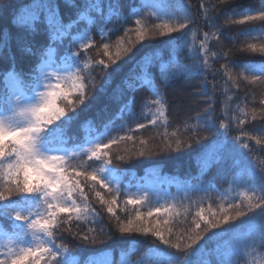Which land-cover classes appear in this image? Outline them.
I'll use <instances>...</instances> for the list:
<instances>
[{"label": "trees", "instance_id": "trees-1", "mask_svg": "<svg viewBox=\"0 0 264 264\" xmlns=\"http://www.w3.org/2000/svg\"><path fill=\"white\" fill-rule=\"evenodd\" d=\"M51 2L56 18L69 26L63 35L54 34V39L50 36L46 13L29 29H21L11 22L13 17H28L40 0H0V34L3 36L0 42V112H10L5 111V99L9 101L8 107L12 106L11 77L3 78L5 70L13 65L17 72L23 73V91L31 93L35 88L32 81L40 73L41 50L48 52L47 46L51 45L49 55L57 65L73 70L76 83L74 89L64 92L67 100H57V107L64 108L65 115L54 121L61 126L52 133L57 137V146L66 151L68 172L87 169L89 173L95 172L99 179L106 174L102 170L108 168L121 177L118 192L113 187L109 192L99 183L87 181L94 187L85 186L87 200L78 199V203H87L101 222L94 223L91 216L87 221L77 220L73 215L63 228L75 232L80 226L83 233L89 228L99 231L102 226L109 238L103 243L85 244L67 231L58 232L56 244L67 243L69 248L65 258L74 260L75 264H145L150 258L166 264L169 255L179 257L182 253L161 243L151 232L122 236L117 230V217L125 224L132 219L134 226L151 228L155 225L166 237L171 228L169 238L177 242V237L187 241L189 235H195L194 221H199L196 213L201 208L207 213L211 206L218 214L221 207L228 209L230 203L254 208L261 194H253L250 189L258 182L264 167V144L256 143L257 138L264 141V104L260 103L264 100V82H253L245 66L264 65V52L259 50L264 46V20L237 21L245 15H257L264 9V0ZM185 17L192 21L186 29L170 33L160 29L165 33L160 35L155 28L163 23L177 26ZM138 33L144 38L140 39ZM21 40L34 54L21 52ZM85 43L88 48L82 47ZM105 44L108 55L104 54ZM249 45H254L257 51L250 50ZM72 53L79 57L75 63ZM197 58L199 70H191ZM101 60L104 64L98 63ZM174 64L177 67L173 68ZM77 69L81 71L78 73ZM165 74H170V78L161 89L165 101L161 117V106L156 103L158 95L152 92L153 85H145L144 81L151 79L159 86ZM78 75L83 77L86 89L83 103L77 102L81 84ZM206 110L217 127L222 122L229 125L228 133L224 135L221 129V134L213 137L201 132L205 138L188 146L184 142L191 135L189 129L200 122L197 114ZM239 120H244V124L240 125ZM139 124L145 127L139 128ZM129 136L131 139H127ZM11 139L5 138L6 142ZM114 139L118 142L110 144ZM97 140L109 147L101 148L102 159L90 160V153L86 152L94 146L90 142ZM177 141L181 142L180 146ZM213 143L224 144L228 155L208 168L204 164L205 153ZM245 143H248L247 148L243 147ZM104 152L108 153L106 157ZM108 159L111 164L106 163ZM149 172L159 184V191H170L173 196L174 208L168 213L154 211L149 202L127 203L136 182ZM97 192L107 201L116 198L115 216L100 203ZM230 211L234 213L235 210ZM138 212L139 220L136 219ZM254 213L232 222L235 227L230 232L204 241L200 250L189 256L188 264H216L221 258L232 264H264V249L259 245L243 248L245 237L258 236L260 232L259 209L254 208ZM59 215L67 219L68 214ZM165 220L169 223L165 224ZM12 224L10 219L0 217V233L22 236ZM230 245L240 247V253L233 255ZM3 258L1 254L0 259Z\"/></svg>", "mask_w": 264, "mask_h": 264}, {"label": "snow or ice", "instance_id": "snow-or-ice-1", "mask_svg": "<svg viewBox=\"0 0 264 264\" xmlns=\"http://www.w3.org/2000/svg\"><path fill=\"white\" fill-rule=\"evenodd\" d=\"M94 6V3L93 5ZM43 10V11H42ZM48 19V27L51 38H55L54 34L63 35L67 30L62 20H58L55 16V11L51 0H40V3L36 5V10L32 12L28 17H13L12 23L20 26L21 29H29L38 20L44 17ZM167 15V13H165ZM264 20V9L258 11L257 15H245L238 23H244L245 21L252 20ZM189 17H185L183 22H178L177 26H169L168 23L155 25L157 31L165 29L167 32H176L181 29H186L191 23ZM140 24V21H137ZM2 33V30H0ZM160 35H164L163 31H159ZM187 35V33H184ZM140 39L144 36L142 33H138ZM207 37V33L205 34ZM3 41V36L0 34V42ZM48 52L41 50V67L40 76L36 77L32 81L34 87L41 86V78L45 81L50 80L54 73L46 72L45 68L50 67L54 60L49 53L52 52L51 45H48ZM82 47L88 48V44H82ZM105 55H108V45H104ZM204 45L201 44V50ZM249 49L257 51L254 45H249ZM20 50L23 54H34L31 47H25L24 41L21 40ZM264 52V46L259 49ZM75 58L73 63L79 59L76 53H72ZM15 57H13V61ZM199 58L197 62H194L190 68L191 70H199ZM98 63L104 64L101 60ZM115 63V60H112ZM205 64L207 61L205 60ZM108 67L107 64L104 65ZM88 67L87 64L84 66ZM177 67L175 64L173 68ZM65 69L59 68L56 71V75H59L60 71ZM35 71V69L33 70ZM81 70L77 69L79 73ZM245 71L248 72L253 82H264V65L259 67L254 65L245 66ZM4 79L10 77L20 85V93L15 96L14 102H12L11 108L8 107L9 101L5 99L3 104L5 111H10L11 115H0V217H6L13 221L11 225L14 229L22 232L24 236H31L26 246H18L15 250L9 248L3 259H0V264H75L74 260L65 258V254L69 253L67 243L56 244L55 237L58 232L67 231L69 235L74 238H78L85 244H97L103 243L109 238V234L104 231L101 226L99 231L96 228H89L85 232L80 231V226H77L75 232L71 228L64 229L63 225L73 219V215L77 220H85L91 216L94 223L99 224L101 221L97 219L98 214L94 209H91L87 203L83 205L78 203V199L86 201L87 195L84 191V187L93 188L94 185H88L87 181H94L99 183L102 188L108 189L109 192L113 191L112 185L108 180V176L112 175V170L104 168L102 171L107 173L106 176L97 178L95 172L89 173L87 169L77 171L72 174L68 172L69 165L67 164V154L64 149L57 146V137L52 133L60 128L61 125H57L54 121L61 120V117L65 115L64 108L57 107V100H67V93H61L57 90H49L52 86L50 84H43L44 91L38 92L37 102H31V97H24L22 100V94L24 90V78L23 73L16 71L13 65H10L8 69L2 74ZM170 78V74H165L161 84L155 86L151 79H145V85H153L152 92L158 95L156 103L160 104L161 111L160 116H164L163 106L164 98L161 89L165 86V82ZM60 79H63L62 77ZM77 79L81 80L79 96L77 98L78 103H83L86 98V89L83 84V77L77 76ZM56 89L60 88V80L58 79L55 86ZM264 104V100L260 101ZM69 107H72L69 102ZM18 109V111H17ZM17 117L23 118V123L17 122ZM71 120V117L68 118ZM235 119V118H233ZM197 120L200 121L196 126L191 127L189 130L191 135L184 142L188 146L191 143H198L202 137L201 132L207 133L209 136H217L221 134V129L224 130V135H227L229 125L220 123L217 127L213 122V116L208 110L203 114H197ZM155 123V121H151ZM65 123V121H61ZM239 124H244V120H239ZM51 126V127H50ZM139 128L145 127L144 124H139ZM6 136H11L12 139L5 140ZM250 139L253 137H249ZM121 140L124 137L120 138ZM131 139V136L127 137ZM239 140V137H236ZM117 140L110 141V144L117 143ZM94 146L90 147L86 154L90 155L88 158L91 160L102 159L99 155L101 148L107 149L108 144L102 145L98 140L90 142ZM257 145L264 144V141L257 138ZM181 142L177 141V146H180ZM243 147L247 148V143L243 144ZM141 155L143 153H140ZM107 152L103 153L106 157ZM228 150L224 144H211L205 153L204 164L205 167L210 168L214 164L220 163L226 159ZM122 159V157H117ZM107 164H111V160H106ZM260 176L258 182L254 183V186L250 189L253 194L259 192L261 195L257 196V202L254 208L259 209L260 217V232L258 236L249 235L244 238L246 241L243 244V248L256 247L264 249V167L260 170ZM84 177L83 180L80 178ZM118 192L119 189H116ZM96 196L100 198V203L107 206V211L115 216L113 205L117 204V200L113 197L110 201L105 200L97 192ZM128 204H138L139 200L129 199ZM252 205H248L246 208L241 204L235 205L229 204L228 209L220 208L219 214L209 206L207 213L203 208L200 209L196 215L199 217V221L195 223V235H189L187 241L183 240V237H177V242H172L169 238L172 230L168 229L169 236L158 229L155 225L149 228L147 226H141L136 224L132 219H129L127 223L119 222L117 217V230L123 236L124 234H130L132 232H143L145 234L151 232V234L157 237L161 243L168 245L170 248L179 250L182 254L177 257L175 255H169L166 259V264H188V258L190 255L195 254L200 250V245L214 236H221L230 232L235 225L232 223L237 221L241 217H246L249 213H254ZM234 209V213L230 210ZM157 212L160 209H156ZM165 213L169 212L168 208L164 209ZM67 213V219H64L59 214ZM255 214V213H254ZM149 216L152 212L148 213ZM136 219H140V213H137ZM203 222L201 224L200 222ZM165 224L169 221L165 220ZM213 229H218V232H213ZM42 237H47L44 239ZM240 238H237L239 241ZM18 243H23V237L19 238ZM195 246V247H194ZM232 247V254L238 255L241 248L237 245H230ZM145 264H161L159 260L149 259ZM216 264H232L230 260L219 259Z\"/></svg>", "mask_w": 264, "mask_h": 264}, {"label": "rangeland", "instance_id": "rangeland-1", "mask_svg": "<svg viewBox=\"0 0 264 264\" xmlns=\"http://www.w3.org/2000/svg\"><path fill=\"white\" fill-rule=\"evenodd\" d=\"M59 68H63L65 70L60 71L59 75L57 76L55 73ZM45 71L54 73L51 76V79L45 81L41 78V86L35 87L31 93L27 94L25 93V91H23L22 100L24 99V97H31L32 98L31 102L33 103L37 102L36 94L38 92H43L45 90L43 84H50L52 87L49 90H57L60 91L61 93H64L67 90H72L76 86L75 80L73 79V70L69 66H59L54 61V63L50 67L45 68ZM61 77L63 79H60ZM58 79L60 80V88L56 89L55 86L57 84ZM9 85L11 89V99L12 102H14L15 96L13 95V93H16L17 95L21 94L19 91L21 86L18 85L13 78L9 80ZM0 115H11V112H9L8 114H4L0 112ZM17 122L23 123V118L17 117ZM5 138L8 139L12 137L6 136ZM238 141H240V139ZM64 152L66 153L65 150ZM113 173L117 174L116 171H114ZM106 175L107 173L103 174V176ZM120 178H121L120 174H118V176L114 174L108 176V180L114 189H119L118 183L120 182ZM158 187H160L159 184H157L156 181H154V179L150 176V172L144 173L141 179H139L136 182L135 189L129 192L128 200L133 199V200H139L140 202H149L154 211H156V209L158 208L160 209L159 212H164L165 208H168L169 211L172 210L174 208L175 203L171 192L159 191ZM20 237H23V243H18ZM42 238L46 239V237H42ZM29 240H31V236H24V234L19 237H14V236H6L0 233V252L2 256H5L9 248L15 250L18 246H26Z\"/></svg>", "mask_w": 264, "mask_h": 264}]
</instances>
